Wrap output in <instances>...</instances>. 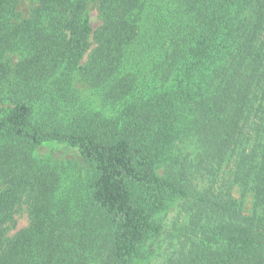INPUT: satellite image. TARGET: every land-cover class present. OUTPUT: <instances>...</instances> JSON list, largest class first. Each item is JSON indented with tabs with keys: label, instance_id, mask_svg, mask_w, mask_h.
Here are the masks:
<instances>
[{
	"label": "trees",
	"instance_id": "16d2710c",
	"mask_svg": "<svg viewBox=\"0 0 264 264\" xmlns=\"http://www.w3.org/2000/svg\"><path fill=\"white\" fill-rule=\"evenodd\" d=\"M20 2L0 0V264H136L179 199L171 264H264V145L241 149L264 129V0ZM75 81L115 114L77 106ZM63 147L79 165L40 152Z\"/></svg>",
	"mask_w": 264,
	"mask_h": 264
},
{
	"label": "rangeland",
	"instance_id": "374dc122",
	"mask_svg": "<svg viewBox=\"0 0 264 264\" xmlns=\"http://www.w3.org/2000/svg\"><path fill=\"white\" fill-rule=\"evenodd\" d=\"M36 4L34 0H21L19 5V10L22 16L25 18L29 15L32 7ZM91 24L94 29H96L101 21L97 7L92 4L89 6ZM89 52L82 59V62L87 60ZM76 89L78 90V101L77 106L81 104L85 108L95 110L105 116L112 117L115 114L116 108L110 106V103H104L102 99V94L99 90L92 88L86 83H80V81H75ZM74 86V85H73ZM74 86V87H75ZM49 101V100H48ZM59 101L54 102V108L58 106ZM51 105V103L49 102ZM52 106V105H51ZM52 108V107H51ZM119 109V108H118ZM263 123L260 126H256L253 123L245 125L244 135L242 140L241 149L247 151L252 149H261L264 145V133H263ZM194 144H190L189 148L186 150L189 153V158L194 157ZM185 151V152H186ZM41 154H48L51 157L57 156L60 158L58 160H63L67 164L79 165L80 157L74 149L70 148H58L56 150H51L48 148L41 149ZM51 153V154H50ZM47 156V155H46ZM48 157V156H47ZM62 158V159H61ZM235 156L228 160L219 170V184L225 181H230V174L232 167L234 166ZM77 162V163H76ZM233 192L235 196L244 204V210L246 214H249L252 210V195L248 193L242 195L241 189L238 185L233 186ZM194 211L191 202L183 199L176 200L168 209L163 210L158 213L155 218L158 219L163 227L164 232L158 235L151 236L142 245L141 254L135 260L136 264H171V260L177 259L179 252L181 250V232L185 230L190 224L189 217ZM16 224L12 227L8 235L13 236L15 232L23 227H26L29 222L28 213L26 207L23 205L19 208L16 215Z\"/></svg>",
	"mask_w": 264,
	"mask_h": 264
}]
</instances>
